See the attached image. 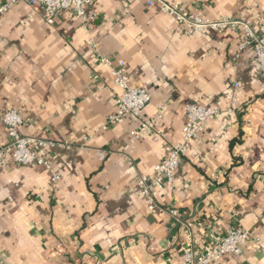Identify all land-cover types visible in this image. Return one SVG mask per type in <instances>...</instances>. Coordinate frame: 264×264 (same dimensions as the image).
<instances>
[{
    "label": "crops",
    "instance_id": "1",
    "mask_svg": "<svg viewBox=\"0 0 264 264\" xmlns=\"http://www.w3.org/2000/svg\"><path fill=\"white\" fill-rule=\"evenodd\" d=\"M173 1L211 20L249 18L264 33V0ZM90 13L88 29L70 12L49 25L24 2L0 16V118L16 109L23 135L65 145L45 152L56 182L39 165L0 166V264H180L189 223L201 249L232 228L251 234L242 255L215 264H264V74L252 47L241 49L240 32L188 35L145 0H95ZM89 40L126 61L131 84L152 97L142 117L164 138L138 135L130 115L108 121L119 89ZM194 103L223 115L150 211L138 179L182 141ZM7 141L0 120V147Z\"/></svg>",
    "mask_w": 264,
    "mask_h": 264
},
{
    "label": "built area",
    "instance_id": "2",
    "mask_svg": "<svg viewBox=\"0 0 264 264\" xmlns=\"http://www.w3.org/2000/svg\"><path fill=\"white\" fill-rule=\"evenodd\" d=\"M95 0H4L0 5V16L7 13L9 9L19 2L27 3L34 12L43 9L44 17L49 25L55 23L60 12H70L79 18L85 28H90L95 17L90 13V7ZM148 7H158L159 10L176 20L179 26L188 35L195 34H223L229 31L240 32L244 37L241 49L252 47L258 68L264 74V33L257 34L253 29L252 20L249 18L234 19L220 17L215 20L204 17L198 11L175 3L173 0H145ZM90 45L101 64L111 69L114 86L119 89L115 98V111L108 117L109 122H119L126 116L140 119V131L138 135L153 134L156 139L164 138L165 133L152 119L142 117L143 110L151 102L150 93L141 87L133 86L130 82L127 63L125 60H114L102 55L98 45L89 40ZM240 82H235L234 87H240ZM229 100L234 101L232 93ZM233 112V109H228ZM223 115L222 110L215 106L202 104H189L186 107V122L183 127V139L179 143H167L165 145V157L155 166L154 175L149 178L141 176L138 185L145 199L148 210L159 208L158 196L165 190L166 183H173L182 157L190 150L191 146L204 132L208 122L214 117ZM6 128L8 141L0 147V166L9 164L32 166L39 165L52 172V181L60 179V175L53 171L51 161L45 152L55 148H65L64 144L44 140L38 137L23 135L20 128L24 125L22 114L16 109L5 111L0 118ZM101 158L104 157L100 154ZM179 220L176 211H170ZM193 224L189 223V231L186 241L180 248V264H215L225 256H240L247 247L251 234L242 228H232L222 238H214L208 248L196 247L194 242ZM65 248L59 245L56 254H64ZM86 264V263H85ZM88 264V263H87ZM92 264V263H90Z\"/></svg>",
    "mask_w": 264,
    "mask_h": 264
}]
</instances>
